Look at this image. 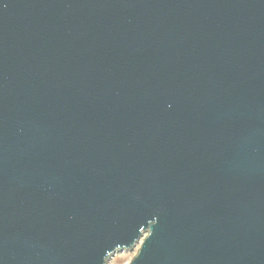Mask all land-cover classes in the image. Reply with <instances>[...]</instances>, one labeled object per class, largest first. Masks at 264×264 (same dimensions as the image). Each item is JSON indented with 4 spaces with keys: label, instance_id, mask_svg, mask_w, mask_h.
I'll return each instance as SVG.
<instances>
[{
    "label": "water",
    "instance_id": "obj_1",
    "mask_svg": "<svg viewBox=\"0 0 264 264\" xmlns=\"http://www.w3.org/2000/svg\"><path fill=\"white\" fill-rule=\"evenodd\" d=\"M264 264V0H0V264Z\"/></svg>",
    "mask_w": 264,
    "mask_h": 264
},
{
    "label": "rangeland",
    "instance_id": "obj_2",
    "mask_svg": "<svg viewBox=\"0 0 264 264\" xmlns=\"http://www.w3.org/2000/svg\"><path fill=\"white\" fill-rule=\"evenodd\" d=\"M142 243L143 240H141V242L132 251L117 252V254L112 257L107 264H130L132 259L136 257Z\"/></svg>",
    "mask_w": 264,
    "mask_h": 264
}]
</instances>
